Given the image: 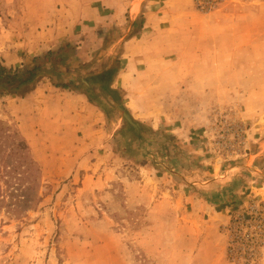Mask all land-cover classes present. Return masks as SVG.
Masks as SVG:
<instances>
[{"label":"rangeland","instance_id":"374dc122","mask_svg":"<svg viewBox=\"0 0 264 264\" xmlns=\"http://www.w3.org/2000/svg\"><path fill=\"white\" fill-rule=\"evenodd\" d=\"M148 13L155 29L107 48L123 46L111 118L83 94L58 109L74 104L47 83L36 104L0 97V264H264V0ZM125 24L77 0H0V63L85 38L81 75L111 62L95 52Z\"/></svg>","mask_w":264,"mask_h":264},{"label":"trees","instance_id":"16d2710c","mask_svg":"<svg viewBox=\"0 0 264 264\" xmlns=\"http://www.w3.org/2000/svg\"><path fill=\"white\" fill-rule=\"evenodd\" d=\"M144 22V20H139L132 23L129 29L131 32L125 34L126 39L137 35V31L143 26ZM126 26L127 24L123 27L110 26L109 31L104 36L102 49L95 52L97 60L110 58L111 62L106 66H99L95 61L92 70L81 75L77 74L78 68L82 66H84L83 68H91V64L88 62L86 64L81 63L78 56L85 38L83 41L80 40L79 43L71 39L63 40L58 47L30 56V59L24 58L22 63L17 66H7L0 63V97L6 95L24 98L35 90L39 82L44 81L54 89L85 95L89 103L97 106L108 118H111L113 104H120L122 101L120 89L116 88L114 84L117 75L121 72L120 54H122L123 46L121 44L119 48L114 49L112 52H107V48L124 35L122 30L126 29ZM97 32L103 34L102 29H98ZM113 32L116 33L115 37L112 36ZM139 125H141L140 122ZM129 130L135 131L133 126ZM160 133L155 132L153 134ZM140 139L143 138L137 133L131 141ZM144 139L147 143L152 144L148 142L149 138H146V136ZM126 144L129 146L131 143ZM127 151L129 152V149ZM30 187L32 188L33 185ZM194 188L197 187L194 186ZM230 195L231 193H228L222 198H215V200H226ZM39 199L38 197L35 203ZM215 200L212 198L209 203L214 205ZM27 201L23 196L22 199H17L15 204L19 206ZM0 202L3 201L0 200Z\"/></svg>","mask_w":264,"mask_h":264},{"label":"crops","instance_id":"0c3cea01","mask_svg":"<svg viewBox=\"0 0 264 264\" xmlns=\"http://www.w3.org/2000/svg\"><path fill=\"white\" fill-rule=\"evenodd\" d=\"M167 1L169 0H77V4H79L80 6L84 7V11H86L90 17L92 18L93 21L96 22H101L103 19H108L109 21H114L115 19H118V21L120 23H125L126 21H128L129 23V27L128 30L130 29V26L132 23L139 21V19H141V17L145 18V23L144 25L141 27V29H139L137 32V37L131 38L129 40H133V39H140L143 38L144 36H146V34L150 31L151 28L155 29L156 27L153 26V24L159 23L160 21L158 20V17H162V16H158V15H149L145 14L146 13V9H148V7H158V5L164 3L165 5H167ZM149 16V17H148ZM80 17V16H78ZM85 16L83 15L81 18H84ZM107 17V18H105ZM123 17V19H122ZM80 19V18H77ZM116 23V22H115ZM117 24V23H116ZM126 35H123L121 38H123ZM136 36V35H135ZM119 38V39H121ZM128 40V39H125ZM128 40V41H129ZM128 41H126L125 43L127 44ZM41 83H47L44 81H41L37 84L35 90L27 95L24 98H20L18 100L23 101L25 103L23 104H27L28 102L33 101L34 103L36 101H39V97H41L38 94L37 88ZM48 84V83H47ZM50 86V84H48ZM51 87V86H50ZM51 89L55 90L54 92L58 93V95H56L57 99L59 100V104L60 102H64L68 103V102H73L74 106H69V105H60L58 106L60 110H63L64 112H68L71 113L73 112H77V99L78 97L81 98L83 97L82 95H77L76 93H67V92H63L57 89H54L51 87ZM36 104V103H35ZM34 105H32L33 107ZM29 108L31 110H33L35 108ZM37 108L43 109V107L41 105H36ZM45 109V107H44ZM29 111V110H28ZM40 111V110H39ZM26 111H22V116L24 117H19L18 121H20V127L23 131V135L29 139V141H33V133L29 131V129L25 126V117H26ZM22 118V119H21Z\"/></svg>","mask_w":264,"mask_h":264},{"label":"water","instance_id":"95a60500","mask_svg":"<svg viewBox=\"0 0 264 264\" xmlns=\"http://www.w3.org/2000/svg\"><path fill=\"white\" fill-rule=\"evenodd\" d=\"M124 117L126 118V120L134 127V128H137V125H136V123L135 122H133L130 118H129V116H127V115H124Z\"/></svg>","mask_w":264,"mask_h":264}]
</instances>
